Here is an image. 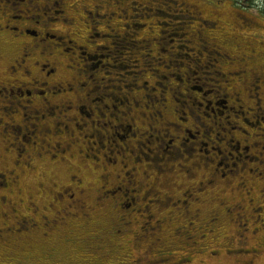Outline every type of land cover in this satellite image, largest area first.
Returning a JSON list of instances; mask_svg holds the SVG:
<instances>
[{
  "label": "flooded vegetation",
  "instance_id": "1",
  "mask_svg": "<svg viewBox=\"0 0 264 264\" xmlns=\"http://www.w3.org/2000/svg\"><path fill=\"white\" fill-rule=\"evenodd\" d=\"M111 1L0 0V242L39 234L110 244L136 220L146 230L139 242L166 226L196 248L222 212L238 221L249 211L264 230V63L253 50L231 74L241 83L211 77L208 89L183 88L198 75H182L185 63L170 59L156 73L149 62L164 59L152 52L119 63L124 54L114 59L102 41L123 33L152 45L136 35L161 10L144 4L135 14L137 2ZM201 41L194 63L211 48L215 62L230 59ZM162 205L169 216L156 218ZM76 223L86 239L69 229Z\"/></svg>",
  "mask_w": 264,
  "mask_h": 264
},
{
  "label": "rangeland",
  "instance_id": "2",
  "mask_svg": "<svg viewBox=\"0 0 264 264\" xmlns=\"http://www.w3.org/2000/svg\"><path fill=\"white\" fill-rule=\"evenodd\" d=\"M129 1L137 2L135 14L143 11L144 4L154 5V8L165 13L159 11L152 14L151 19L147 21L148 28L136 35L138 40L151 38L150 46L132 43L131 39L125 40L123 33L119 38L112 37L102 41V45L109 46L116 54L112 56L114 59L121 56L118 52L124 54L119 58V63H126L125 58L141 59V55L152 52L153 58L164 59L162 63L161 60L153 59L149 62L152 64L151 69H157L156 73L164 74L165 68L162 65H169L170 59L173 64L185 63L181 70L182 75L185 76L188 69L192 73L197 71L198 75L194 79L191 77V83L183 88L205 85L206 89L215 84L211 77L217 79L223 87L238 81L241 83L240 78L231 74L242 70L240 59L245 58L247 54L251 55L253 50V55L257 56L256 63H264V0H257L255 6L247 0H126L124 8ZM109 4L113 5V0ZM1 10L11 12L10 6L3 5ZM140 21L142 20L136 19L135 22ZM115 22L120 25L118 19H115ZM123 23L126 21H121V25ZM127 23L131 24V20H127ZM157 23L163 24V27H159ZM156 38L157 41H152ZM201 39H206L211 46L221 47V52L227 54L230 59L226 57L219 63L215 62L217 54L211 48L213 56L210 57L204 52L201 62L194 63L192 59L197 58L196 52L200 50L198 45L203 43ZM162 49L168 50L167 55L161 54ZM102 53L107 51H101L100 54ZM187 54H190V57ZM110 62H113L112 59ZM206 63H209V69L202 70ZM211 64L213 65L210 66ZM147 71V76L152 75L151 70ZM172 72L178 70L173 68ZM207 72L212 73L211 76L207 75ZM220 72L227 76H222ZM28 184H31L35 191L37 184L30 177L24 179V185ZM157 210L156 218L169 216V210L163 205ZM109 214L105 212L101 219L97 217L96 220L100 219V224L105 225L107 220L103 218L110 217ZM249 214L248 211L244 219L235 221L231 215L222 212L214 226V232L207 235L204 242L196 248L191 245L196 238L186 241L185 236L183 239L180 234L174 232V228L166 226L159 228L160 234L147 235L139 242L136 235L142 237L146 230L141 231L138 223H135L136 220L129 227H124L123 234L110 244L106 243L108 239L104 236L101 239L88 238L84 243H69L59 237L47 243L39 234H35L29 242L7 238L0 242V264H264V230L259 228L260 224L255 223V215ZM135 216L140 219L139 214L133 215L131 219ZM245 218L249 221V231H244L245 227L241 225L240 220L246 222ZM79 224H73L69 229H77L76 234L86 239L87 228H79ZM160 235L164 236L163 240H157ZM161 259L166 261L158 263Z\"/></svg>",
  "mask_w": 264,
  "mask_h": 264
},
{
  "label": "trees",
  "instance_id": "3",
  "mask_svg": "<svg viewBox=\"0 0 264 264\" xmlns=\"http://www.w3.org/2000/svg\"><path fill=\"white\" fill-rule=\"evenodd\" d=\"M237 1H239V2H243V0H237ZM250 4H252L253 6H255L256 5V2H257V0H247ZM264 13V12H263Z\"/></svg>",
  "mask_w": 264,
  "mask_h": 264
}]
</instances>
